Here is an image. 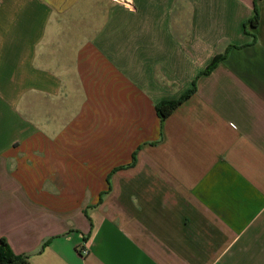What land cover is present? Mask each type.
<instances>
[{
    "label": "crops",
    "instance_id": "crops-1",
    "mask_svg": "<svg viewBox=\"0 0 264 264\" xmlns=\"http://www.w3.org/2000/svg\"><path fill=\"white\" fill-rule=\"evenodd\" d=\"M2 238L29 264H264V0H0Z\"/></svg>",
    "mask_w": 264,
    "mask_h": 264
},
{
    "label": "trees",
    "instance_id": "trees-1",
    "mask_svg": "<svg viewBox=\"0 0 264 264\" xmlns=\"http://www.w3.org/2000/svg\"><path fill=\"white\" fill-rule=\"evenodd\" d=\"M258 24L257 12L255 13L254 18L250 21V26L252 28H256ZM221 60V56L215 58L214 62L203 72L204 74L212 71L218 62ZM196 86L194 84L193 88L187 91L181 99L179 100H171V101H162L156 105V111L159 114L161 121L164 120L171 114V112L186 98L190 97L191 94L194 93ZM136 157L134 154L135 162ZM0 264H29V256L24 254H16L12 251L8 242L5 238L0 240Z\"/></svg>",
    "mask_w": 264,
    "mask_h": 264
},
{
    "label": "built area",
    "instance_id": "built-area-1",
    "mask_svg": "<svg viewBox=\"0 0 264 264\" xmlns=\"http://www.w3.org/2000/svg\"><path fill=\"white\" fill-rule=\"evenodd\" d=\"M81 251L84 255H87L89 253V250L85 247H82Z\"/></svg>",
    "mask_w": 264,
    "mask_h": 264
},
{
    "label": "rangeland",
    "instance_id": "rangeland-1",
    "mask_svg": "<svg viewBox=\"0 0 264 264\" xmlns=\"http://www.w3.org/2000/svg\"><path fill=\"white\" fill-rule=\"evenodd\" d=\"M63 1H64V2H68L69 0H61V2H63ZM119 1H120V0H119Z\"/></svg>",
    "mask_w": 264,
    "mask_h": 264
},
{
    "label": "bare ground",
    "instance_id": "bare-ground-1",
    "mask_svg": "<svg viewBox=\"0 0 264 264\" xmlns=\"http://www.w3.org/2000/svg\"><path fill=\"white\" fill-rule=\"evenodd\" d=\"M120 1H122V0H120Z\"/></svg>",
    "mask_w": 264,
    "mask_h": 264
}]
</instances>
